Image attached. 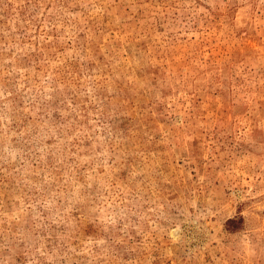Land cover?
I'll return each instance as SVG.
<instances>
[{"label": "rangeland", "instance_id": "1", "mask_svg": "<svg viewBox=\"0 0 264 264\" xmlns=\"http://www.w3.org/2000/svg\"><path fill=\"white\" fill-rule=\"evenodd\" d=\"M0 264H264V0H0Z\"/></svg>", "mask_w": 264, "mask_h": 264}, {"label": "trees", "instance_id": "2", "mask_svg": "<svg viewBox=\"0 0 264 264\" xmlns=\"http://www.w3.org/2000/svg\"><path fill=\"white\" fill-rule=\"evenodd\" d=\"M230 222V221H229Z\"/></svg>", "mask_w": 264, "mask_h": 264}]
</instances>
